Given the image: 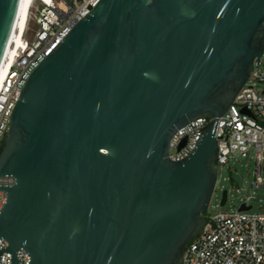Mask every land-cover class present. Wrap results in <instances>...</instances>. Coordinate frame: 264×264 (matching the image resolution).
Here are the masks:
<instances>
[{
    "label": "water",
    "instance_id": "1",
    "mask_svg": "<svg viewBox=\"0 0 264 264\" xmlns=\"http://www.w3.org/2000/svg\"><path fill=\"white\" fill-rule=\"evenodd\" d=\"M19 4L0 0V64ZM263 51L264 0H97L29 74L8 118L0 176L14 184L0 185V254L179 264L215 187L217 118ZM201 118L211 123L194 149L170 161L172 135Z\"/></svg>",
    "mask_w": 264,
    "mask_h": 264
},
{
    "label": "built area",
    "instance_id": "2",
    "mask_svg": "<svg viewBox=\"0 0 264 264\" xmlns=\"http://www.w3.org/2000/svg\"><path fill=\"white\" fill-rule=\"evenodd\" d=\"M96 1L31 0L21 33L14 24L0 64V70L4 69L0 81V148L8 118L25 80ZM259 60L226 112L217 118L215 132L216 179L230 157L245 158L253 150L256 162L254 188L264 187L260 176L264 155V88L257 89L259 84H264V51ZM210 123L211 120L201 118L176 130L169 141L168 159L177 162L188 156L198 136ZM13 184L11 176H0L1 186ZM5 197L0 191V209ZM6 246L0 239V249ZM15 257L17 264L29 263L27 253L21 249L16 251ZM9 261V253L0 254V264H10ZM179 264H264V214L249 210L204 216L201 230L183 248Z\"/></svg>",
    "mask_w": 264,
    "mask_h": 264
},
{
    "label": "rangeland",
    "instance_id": "3",
    "mask_svg": "<svg viewBox=\"0 0 264 264\" xmlns=\"http://www.w3.org/2000/svg\"><path fill=\"white\" fill-rule=\"evenodd\" d=\"M261 88H264V84L257 86V89ZM255 173L253 150H250L245 158L230 157L228 163L218 171L209 208L204 216L214 213H235L243 203L246 207H251V213L264 214V187H253ZM260 176L264 181V155ZM223 190L227 192V200L221 207L219 201Z\"/></svg>",
    "mask_w": 264,
    "mask_h": 264
},
{
    "label": "bare ground",
    "instance_id": "4",
    "mask_svg": "<svg viewBox=\"0 0 264 264\" xmlns=\"http://www.w3.org/2000/svg\"><path fill=\"white\" fill-rule=\"evenodd\" d=\"M31 0H20V4H19V9H18V14H17V20L15 23V27L17 29V31H19V33H21V30L23 28V24L25 22L26 19V12H27V8L29 6ZM4 69L0 70V81L3 75Z\"/></svg>",
    "mask_w": 264,
    "mask_h": 264
},
{
    "label": "trees",
    "instance_id": "5",
    "mask_svg": "<svg viewBox=\"0 0 264 264\" xmlns=\"http://www.w3.org/2000/svg\"><path fill=\"white\" fill-rule=\"evenodd\" d=\"M1 147H2V145H1ZM1 149V148H0Z\"/></svg>",
    "mask_w": 264,
    "mask_h": 264
}]
</instances>
